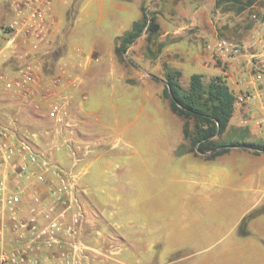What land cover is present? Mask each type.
<instances>
[{"label":"crops","instance_id":"1","mask_svg":"<svg viewBox=\"0 0 264 264\" xmlns=\"http://www.w3.org/2000/svg\"><path fill=\"white\" fill-rule=\"evenodd\" d=\"M40 1L49 2L50 9V46L44 47L50 53L43 59L44 69L51 73L64 65L77 83L76 88L67 90L71 114L73 112L70 127L52 129L50 156L55 164L62 168L66 164L64 168L74 171L84 191V200L90 210L84 239L90 247L87 264H264V213L245 221L253 212L264 209L263 153L234 147L214 159L208 158V154H195L184 137V122L171 112L162 92L158 99L174 122L160 124L157 128L152 126L153 138L141 145L125 142L131 149L129 155L115 151L122 142L120 132L133 130L139 115L137 113L130 122L120 123L121 106L116 99H121V91H130L129 86L139 83L153 85V79L164 85L162 80L168 69L181 72L182 81L183 69L187 67L164 64L162 78L147 72L143 75L130 68L129 64L135 63L125 55L136 51L141 36L121 58L117 55L120 39L141 19V14L131 17L133 5L138 3L125 0ZM225 1L228 5L243 7L240 0H205L201 10L191 13V22L186 27L192 26L196 29L195 37L212 43L217 42L222 33L240 40V36L248 32L245 30L247 23L242 22L246 18L239 15V27L230 30L225 21L231 14L223 13L226 18L220 15ZM91 5L95 6L99 17L94 20L93 28H88L85 25L92 15ZM253 7H248L244 13ZM17 19L14 0H0V73L13 74L16 69V61L7 46L10 37L7 28ZM104 20L109 22L110 28L101 27ZM80 23L84 25V41L71 46L66 44V30ZM157 24L159 33L162 25L160 21ZM179 24L178 17L174 16L164 36L183 35L182 28L177 27ZM252 32L255 41L248 43L249 37H243L245 52L229 58L227 70L213 65L205 67L197 55L185 64L193 70H201L190 78L194 74H202L205 78V73L211 74V79L223 76L232 90L249 93L251 98L246 105L255 117H262L264 125V75L257 80L252 75L251 65L255 54L264 55L259 40L264 36V25H256ZM18 41L23 46L21 37ZM180 44L171 43L168 50L180 51ZM23 47L31 54L29 43ZM55 54L60 55L51 68L49 58ZM143 94L149 96L148 91ZM0 95L6 98V104L16 106L17 112L33 114L10 94L0 90ZM9 109L6 108V116ZM14 124L17 125L13 120L9 123ZM245 131L250 138L259 141L226 139L232 132ZM221 141L264 142V126L257 128L230 121ZM61 148L68 153L66 160L55 157L54 152ZM13 235L8 225L6 237ZM53 264L58 263L54 261Z\"/></svg>","mask_w":264,"mask_h":264},{"label":"built area","instance_id":"2","mask_svg":"<svg viewBox=\"0 0 264 264\" xmlns=\"http://www.w3.org/2000/svg\"><path fill=\"white\" fill-rule=\"evenodd\" d=\"M14 9L18 19L7 28V46L17 65L13 74L0 73V90L32 113L47 112L55 129L69 128L67 90L77 87L76 78L64 65L47 73L43 63L50 53L45 49L50 46L49 2L14 0ZM19 37L23 46L30 44L31 54L18 44ZM218 52L228 63L242 55L241 47L225 40ZM251 65L252 75L261 80L264 55L255 54ZM234 95L236 103L237 97L245 103L251 98L243 91ZM19 129L0 122V264H87L90 247L84 239L90 210L77 175L55 164ZM8 225L11 238L6 237Z\"/></svg>","mask_w":264,"mask_h":264},{"label":"rangeland","instance_id":"3","mask_svg":"<svg viewBox=\"0 0 264 264\" xmlns=\"http://www.w3.org/2000/svg\"><path fill=\"white\" fill-rule=\"evenodd\" d=\"M125 1H133L138 3V5H133L131 17L134 18L140 14L142 15L141 8L143 7L149 15H155L157 21H160L162 25L161 31L152 36L150 41L147 40L146 32H143L141 34V40L139 42L137 41L138 47L136 51L134 50L129 54L126 53L125 57L132 58L135 63L129 64L130 68H132L133 70H138L143 75H145V73L147 72L154 74V76L158 78H162L165 73L164 64H168L169 66L183 64L187 66L185 67V69H183L182 86L184 87V89H188L189 87V76L193 73L201 71L200 69L193 70L191 68H188V65L185 64L188 63L193 56H199L202 59L203 65L205 67L213 65L214 67H218L222 70H227L230 65L227 59L221 57L220 53L218 52L219 42L225 40L232 45L239 46L241 47L243 53L245 52L246 48L244 42H242L243 37H249V40L247 41L248 43H252L253 41H255L252 29H254L256 25L259 26L260 23L264 22V0H240L243 6L241 8L237 7L235 4L228 5L225 1L221 5L220 15L226 18V15L223 16V13L231 14V17H227L228 20L225 21V24H228L227 26L228 28H230V30L236 29L239 27L240 22V20H238V16H244V18L246 19H244L242 22L247 23L245 30H247L248 32L245 33V36L241 35L240 40L229 38L227 36H224L222 33L219 35V39L217 40V42L212 43L207 39H199L195 37L194 33H196V29H194L192 26L187 25L186 27V24L191 22V13L201 10L205 0ZM250 4L254 5L255 7H253L249 12L244 13V11L251 6ZM89 10L92 15L86 20L85 26L88 28H93L94 20L99 17V14L97 9H95V6L93 5H91ZM174 16L178 17V20L181 24L177 25V27L182 28L184 34L177 35L176 38L172 35L165 37L164 33L165 31L170 30L169 24L171 21H173ZM253 16H256V19H253ZM140 18H142V16ZM221 24H223L222 21ZM101 27L110 28L109 22L107 20H104ZM83 39L84 25L82 23L77 24V26L71 25V27L66 30V39L64 40L66 44H69L70 46L76 45L84 41ZM261 40L264 41V37H261ZM174 42H179L181 44L183 43L182 47L181 44L179 45L180 51L176 52L173 50H168V45ZM261 44H264V42H261ZM205 74L206 77L204 78V81L206 84H208L209 80H211V74ZM153 80V85L149 84V86H145V84L139 83V85L137 86H129V88L132 89L130 91H126V89H123L121 91V99H116L121 106V109L119 111V119L121 124L134 120L137 113H139L138 120L134 124V129L131 131L128 130L120 132L122 142L119 143V146L115 151L122 155H129L131 153V149L126 145L125 142L133 141L141 145L142 142L153 138L152 126L154 128H157V126H159L160 124H171L172 122H174V120L171 119L169 112H167L166 109L164 110V108H162V102H160L158 99L159 93L162 92V98L166 101L167 104H169L168 100H166L163 96L164 85L157 79ZM147 91L149 93V96L143 94L147 93ZM233 91L237 94L235 90ZM237 98L238 102L235 104V111L231 121L238 123L240 122L244 126L253 125L257 128L261 126L263 127L264 125L261 123L262 117H255L246 103L242 102L239 97ZM143 103H145L146 106H143ZM9 107L10 109L9 112L7 111L8 114L6 116V108L8 110ZM106 107L108 109L109 106L107 105ZM131 109L133 110L131 111ZM147 112L149 113L148 116L145 115ZM179 119L184 122L183 119ZM12 120L16 121L17 126L20 128L18 131L20 134H26L31 138L32 141L36 142L40 152L48 156L51 155V133L52 129L55 128L52 121L48 118L47 112L44 111L41 113H33L29 115L23 114L21 112L19 113L16 111V106H14L13 104H6V98L3 95H0V122L9 125ZM155 134L157 135V131L155 132ZM226 139H251L254 141H259L256 138H250L249 133H247L246 131L241 132L240 134L239 132H232ZM162 140H164L163 137ZM54 153L56 159L58 160H66V158L68 157V153L64 148H61ZM64 167H67V165L64 164Z\"/></svg>","mask_w":264,"mask_h":264},{"label":"trees","instance_id":"4","mask_svg":"<svg viewBox=\"0 0 264 264\" xmlns=\"http://www.w3.org/2000/svg\"><path fill=\"white\" fill-rule=\"evenodd\" d=\"M141 11L142 18L135 22L132 29L120 39V46L116 49L120 58L143 32H146L148 41H150L160 29L155 15H149L143 7ZM58 57L59 54H55L49 58L48 63L51 68L54 67ZM181 78V72L168 69L162 80L164 83L163 96L168 100L171 112L184 120V137L190 142L192 152L208 154L210 159L223 155L234 147L264 154V142L224 143L221 141L233 117L236 104L234 92L225 77H213L206 84L202 74H194L190 78L188 89L182 86ZM260 213H264V209L253 212L245 221ZM244 225L245 222L241 229Z\"/></svg>","mask_w":264,"mask_h":264}]
</instances>
